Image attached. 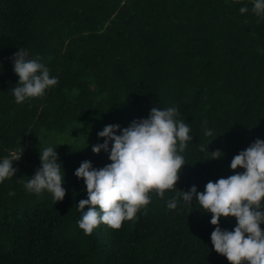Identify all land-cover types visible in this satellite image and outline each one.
<instances>
[{
    "label": "trees",
    "instance_id": "trees-1",
    "mask_svg": "<svg viewBox=\"0 0 264 264\" xmlns=\"http://www.w3.org/2000/svg\"><path fill=\"white\" fill-rule=\"evenodd\" d=\"M253 6L254 0H0V161L24 149L13 162L15 176L0 183V264H230L212 246V214L195 198L169 209L173 192L164 199L150 193L147 214L141 209L119 230L101 223L85 235L77 204L87 199L86 185L74 172L84 160L96 168L111 163L108 152L92 151L104 142L97 135L104 126L122 129L153 107H176L193 136L177 191L195 185L202 192L208 181L234 174V155L264 140V18ZM23 47L58 83L44 97L16 104L12 58ZM48 146L65 173L66 195L56 204L48 191L37 195L23 186ZM216 149L224 155L211 159ZM236 223L220 219L229 231Z\"/></svg>",
    "mask_w": 264,
    "mask_h": 264
},
{
    "label": "clouds",
    "instance_id": "clouds-1",
    "mask_svg": "<svg viewBox=\"0 0 264 264\" xmlns=\"http://www.w3.org/2000/svg\"><path fill=\"white\" fill-rule=\"evenodd\" d=\"M247 11L246 7L240 8L242 14ZM252 11L264 18V0H254ZM12 59L13 70L19 77L12 89L16 104L42 98L47 89L58 83L56 77H50L49 68L41 58H30L24 47ZM178 115L176 107L163 110L153 107L147 118L133 120L122 129L119 124H108L97 133L104 142L92 145V151L108 152L111 163L96 168L90 160H84L75 170L74 175L83 179L87 191V199L77 204L82 213L78 227L85 235H91L101 223L119 230L124 221L137 219L141 209L147 214L150 193L154 191L164 199L166 192H173L175 195L167 201L169 209H175L180 199L191 205L195 198L203 212L212 214L210 223L215 226L211 233L212 246L230 264H264V229L261 228L264 224V140L257 138L234 155L230 163L234 174L208 181L202 192L195 185L189 191H177L179 173L187 163L183 153L193 139L189 126L177 119ZM204 135L213 133L205 128ZM23 150L22 147L11 151L0 161V183L15 176L17 168L13 162L21 159ZM39 150L40 167L23 186L37 195L48 191L56 204L66 195L62 187L65 173L58 162L56 148L48 146ZM200 150L205 148L201 146ZM223 155L216 149L211 151L210 158L219 159ZM238 168L244 171H235ZM221 217L236 218L232 231L220 227Z\"/></svg>",
    "mask_w": 264,
    "mask_h": 264
}]
</instances>
